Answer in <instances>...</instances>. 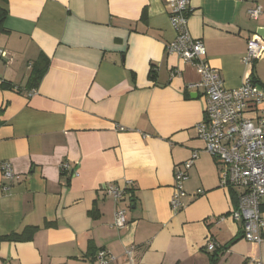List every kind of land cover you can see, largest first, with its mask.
I'll use <instances>...</instances> for the list:
<instances>
[{
  "label": "crops",
  "instance_id": "0c3cea01",
  "mask_svg": "<svg viewBox=\"0 0 264 264\" xmlns=\"http://www.w3.org/2000/svg\"><path fill=\"white\" fill-rule=\"evenodd\" d=\"M189 7V33L224 86L251 76L264 90V53L241 61L264 28V0ZM0 16V236L37 227L0 241V264H98L100 250L115 257L107 264H211L215 251V264H264V227L261 242L243 238L229 214L239 189L220 186V165L197 138L205 97L191 86L197 69L165 50L175 37L166 0H0ZM192 151L172 211L174 167ZM127 181L120 201L104 192Z\"/></svg>",
  "mask_w": 264,
  "mask_h": 264
},
{
  "label": "built area",
  "instance_id": "2783aa9c",
  "mask_svg": "<svg viewBox=\"0 0 264 264\" xmlns=\"http://www.w3.org/2000/svg\"><path fill=\"white\" fill-rule=\"evenodd\" d=\"M166 4L175 37L166 44L165 50L178 55L197 69L199 80L191 86L200 89L205 97L204 118L195 126L197 138L203 143V151L220 165V186L239 189L236 207L229 213L230 217L241 223L246 241L259 243L264 227L261 212L264 205V90L256 87L251 76L246 77L237 88H226L220 74L208 63L203 42L189 33V0H166ZM247 13L251 19H257L262 8L256 4ZM263 53L264 40L254 33L247 39L241 61L244 65H251ZM2 54L4 52L0 49ZM197 157L198 151H192L188 159L174 167V185L170 197L172 211L182 207L186 171ZM68 168L67 163L60 164L62 171ZM1 171L6 180L11 181L16 177L7 162L1 164ZM126 184L124 187L106 184L104 192L116 202L120 201L129 193L132 182L127 181ZM198 192L202 193L201 190ZM223 219L220 217V220ZM127 221L126 209L118 208L113 225L123 228ZM205 246L207 251H213L216 244L209 239ZM127 254L130 255L131 251H127ZM96 259L98 264H107L114 261L115 257L100 250Z\"/></svg>",
  "mask_w": 264,
  "mask_h": 264
},
{
  "label": "trees",
  "instance_id": "16d2710c",
  "mask_svg": "<svg viewBox=\"0 0 264 264\" xmlns=\"http://www.w3.org/2000/svg\"><path fill=\"white\" fill-rule=\"evenodd\" d=\"M1 20V16H0ZM40 77L39 75H34L33 79H37ZM37 229V227H28L26 228L22 233H11L9 235L0 236V241L6 240V241H24L31 238L32 233ZM217 252H213L211 255V264H215L216 262V256Z\"/></svg>",
  "mask_w": 264,
  "mask_h": 264
},
{
  "label": "water",
  "instance_id": "95a60500",
  "mask_svg": "<svg viewBox=\"0 0 264 264\" xmlns=\"http://www.w3.org/2000/svg\"><path fill=\"white\" fill-rule=\"evenodd\" d=\"M257 33L264 39V28L257 30Z\"/></svg>",
  "mask_w": 264,
  "mask_h": 264
}]
</instances>
